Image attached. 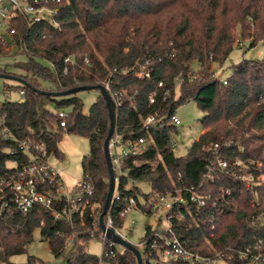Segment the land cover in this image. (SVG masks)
Masks as SVG:
<instances>
[{
	"label": "trees",
	"instance_id": "1",
	"mask_svg": "<svg viewBox=\"0 0 264 264\" xmlns=\"http://www.w3.org/2000/svg\"><path fill=\"white\" fill-rule=\"evenodd\" d=\"M57 5L58 27L48 22L31 29L22 25V34L16 37V53L23 60L12 64L19 72L9 71L10 64L0 67V72L26 82L20 83V89L25 90L23 100L0 104L4 125L19 140L40 144L47 156L58 159L64 158L60 142L65 134L87 138L90 151L82 160L83 177L94 187L99 217L110 186L104 154L110 129L106 100L100 93L85 112L76 93L53 96L40 91L60 92L101 84L111 70L117 69L111 91L128 89L131 94L135 90L137 93L135 107L129 99L118 105L115 132L132 138L146 135L150 145L123 163L125 173L119 176L118 184L121 198L111 204L108 212L114 227H123L125 217L120 213L130 196L136 198L143 212L152 214L158 195L176 187L193 186L199 193L211 194V201L220 200L231 190L227 195L230 206L215 216L212 243L232 255L227 258L229 264H238L237 251L264 238V180L255 194L242 181L219 169L213 179L203 176L208 164L217 162L218 155L229 162L237 157L260 161L258 172L264 174V57L244 58L233 65L227 83L214 76L212 64H225L235 48L234 30L238 26L242 34L253 37L251 48L264 39V0H60ZM9 47L0 38V57L8 56ZM66 57L73 60L67 73ZM148 61L150 78H139L134 71L120 72ZM160 81L164 87L159 89L157 102L151 104L148 96ZM190 100L204 112V132L185 155L176 156L171 136L179 126L169 118ZM60 110L68 111L65 127L60 123ZM156 110L168 115V120L149 136L141 128L140 118ZM1 131L0 125V176L7 171L8 161H27L18 141L4 139ZM214 143H220L219 149ZM141 183L148 184L150 191L145 192ZM208 218L205 214V222L199 225L189 226L186 220L179 226L189 248L208 249L205 236L210 235L212 222ZM91 224L88 213L82 219L75 217L73 222L56 219L44 208L6 214L0 217V264H47L35 256H28L24 263L11 260L26 252L36 229L48 240L54 255L63 257L67 264H99L98 255L87 251ZM72 233L77 235L73 246L67 248ZM151 233L152 225H147L144 240ZM117 252L104 264H139L131 250ZM143 261L151 264L146 255Z\"/></svg>",
	"mask_w": 264,
	"mask_h": 264
},
{
	"label": "built area",
	"instance_id": "2",
	"mask_svg": "<svg viewBox=\"0 0 264 264\" xmlns=\"http://www.w3.org/2000/svg\"><path fill=\"white\" fill-rule=\"evenodd\" d=\"M59 2L60 0H0V38L10 47H16V37L21 36L22 25L31 29L37 24L48 22L58 27L56 15L59 11L57 5ZM237 45L241 49L248 47L242 39L237 40ZM249 46L251 45L249 44ZM72 62L71 57L64 58V63L67 65L64 69L65 73L68 72V64ZM86 62L88 63L89 60L86 59ZM116 71L117 69L111 70L101 84L109 91L116 104V109L124 99H129L132 106L135 107L136 90L132 94L128 89L111 91ZM130 71H134L139 78H150V62L137 63L131 68L122 69L120 72L128 73ZM214 76L219 78L215 72ZM221 80L227 83V78ZM162 87H164V83L160 81L157 88L150 92L148 98L151 104L157 102L159 89ZM20 92L24 94L25 90L20 89ZM166 95L167 93L163 95L164 99ZM59 115L61 126L65 127L68 111L60 110ZM140 119L141 128L150 136L152 130L165 125L168 115L161 114L156 110L141 116ZM169 120L177 126L182 124V120L176 113L171 115ZM0 125L2 126V137L18 141L20 149L26 155L24 156L25 160H27L23 163L8 161L7 171L0 176V217L16 211L28 213L36 208H44L56 219L62 218L73 222L75 217L79 216L82 219L88 213L92 223L91 228H89L91 236L92 238H99L103 243L102 254L98 255L99 264H104L107 258L116 257L117 251L121 250L118 249V246H121L122 249L125 247L108 238L101 229L99 217L96 216V209L99 204L95 200L93 185L83 177L77 184L68 187L63 180L61 169L56 167L51 160L55 156H47L40 144H34L29 140H19L4 125L2 119H0ZM149 145L150 140L146 135L133 138L125 137L119 132H114L112 135L109 142V154L116 178L112 203L121 198L118 184L119 176L125 173L123 170L125 159L128 156L141 154L149 148ZM173 145L175 146L176 143ZM226 145H229V142ZM219 147L220 143H214L215 149H219ZM216 161L208 164L203 176L204 179H213L216 170L219 169L242 181L247 190L256 194V187L264 180V174L258 172L261 166L260 161L237 157L229 162L219 155ZM127 189L128 187H126ZM230 193L231 190H227L226 194L221 195L220 200L211 201V194L199 193L193 186L185 185L159 194L152 211L154 213L161 210L163 214L157 220L160 224L158 223L155 227L152 225L150 238L143 240L138 245L139 247L136 246L141 251L142 257L144 255L150 257L151 264H229L227 258H231L232 255H226L224 251L217 249L212 243V237L214 236L215 216L230 206L227 199V195ZM127 200L125 209L120 213L122 217H125L131 209L141 210L134 196H130ZM205 214L212 221L210 223V235L205 236L208 249L205 251L193 250L187 246L182 238L183 234L178 229L186 220L190 224L189 226L194 223L199 225L205 222ZM105 223L116 234L128 240L121 232V228L114 227L113 219L109 213L106 215ZM76 235V233H72L68 236L67 248L73 246ZM263 247L264 238L259 237L245 248L237 251L238 264H264ZM2 251L3 248L0 246V252Z\"/></svg>",
	"mask_w": 264,
	"mask_h": 264
},
{
	"label": "rangeland",
	"instance_id": "3",
	"mask_svg": "<svg viewBox=\"0 0 264 264\" xmlns=\"http://www.w3.org/2000/svg\"><path fill=\"white\" fill-rule=\"evenodd\" d=\"M249 22V20L247 21ZM252 33H250L251 35ZM235 45L234 50L223 66L219 64H212V68L217 73L220 79L227 78L233 72V65L238 64L244 58H262L264 57V39L257 41L255 46L251 48L253 37L247 33H241L238 26L234 30ZM242 39L247 48L241 49L237 45V40ZM8 56L0 57V67L10 64L9 71L19 72L12 64L15 61L23 60V56L17 55V47H9ZM197 69V63L193 64ZM84 104V111L87 112L91 105L97 100L100 95V90L93 88L90 90H82L76 93ZM24 96L20 92V82L16 79L5 78L0 76V104L6 100L21 101ZM51 107V105H49ZM176 114L182 120V124L178 127V132L172 134L171 145L176 156H183L187 153L191 144L197 140L203 131L201 119L204 112L199 108L194 100H190L176 110ZM173 143H176L174 146ZM230 143V142H229ZM60 148L64 152V158L58 159L52 157L51 160L54 165L61 169L63 180L68 187L77 184L83 178L82 160L90 151V142L87 138L77 134H65L60 142ZM140 186L145 192L150 191V186L141 183ZM163 214V211H157L152 214H147L141 210L131 209L127 212L121 232L127 239L138 246L146 235L147 225L154 227L160 224L157 222L158 218ZM139 247V246H138ZM118 249H122L118 246ZM87 251L96 255H101L103 251V243L97 238L93 237L87 243ZM28 256H35L49 264H67L63 257H56L50 248L47 239L43 238L40 229H36L33 233V240L26 247V252L21 255H15L11 258L13 262L24 263Z\"/></svg>",
	"mask_w": 264,
	"mask_h": 264
},
{
	"label": "water",
	"instance_id": "4",
	"mask_svg": "<svg viewBox=\"0 0 264 264\" xmlns=\"http://www.w3.org/2000/svg\"><path fill=\"white\" fill-rule=\"evenodd\" d=\"M0 76L5 77V78L16 79L20 83H24V84L26 83L24 79H22L18 76L9 74V73L0 72ZM93 88L99 89L100 93L102 94V96L106 100V104H107V107L109 109V117H110V129H109L108 136H107L105 143H104V154H105V158H106L107 166H108V171H109L110 186H109V192H108L105 204H104L103 209L99 215V224H100L101 229L103 230V232L106 233L108 238L112 239L116 243L122 244L125 248L131 250L135 254L138 263L144 264L142 253L136 247V245L133 244L132 242L124 239L120 235L116 234L115 231L112 228L107 227V225L105 223V217L108 214L109 209L111 207V204L113 201V194H114L115 186H116V178H115L114 169L112 166V161H111L110 154H109V142H110L112 135L115 132L117 114H116V104H115L112 96L110 95L109 91L102 84H97V85H81V86L74 87V88L68 89L66 91H60V92H47V91H40V92H42L44 94H48V95H53V96H63V95L75 94L79 91L90 90Z\"/></svg>",
	"mask_w": 264,
	"mask_h": 264
}]
</instances>
